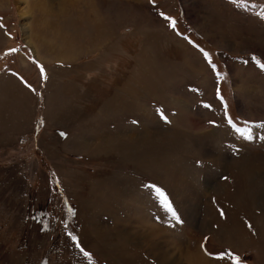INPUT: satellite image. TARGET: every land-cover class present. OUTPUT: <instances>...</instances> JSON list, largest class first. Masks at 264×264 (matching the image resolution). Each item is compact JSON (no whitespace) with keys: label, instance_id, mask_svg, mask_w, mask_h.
Instances as JSON below:
<instances>
[{"label":"rangeland","instance_id":"374dc122","mask_svg":"<svg viewBox=\"0 0 264 264\" xmlns=\"http://www.w3.org/2000/svg\"><path fill=\"white\" fill-rule=\"evenodd\" d=\"M37 1L0 0V264H264V0Z\"/></svg>","mask_w":264,"mask_h":264},{"label":"snow or ice","instance_id":"6c2138e0","mask_svg":"<svg viewBox=\"0 0 264 264\" xmlns=\"http://www.w3.org/2000/svg\"><path fill=\"white\" fill-rule=\"evenodd\" d=\"M162 15H163V13H162ZM165 18L170 20V21H172L173 27H175V21H174V19L172 17H165ZM10 51L14 52V51H18V49H11ZM201 51H203V49H201ZM204 55L208 58L209 63H211L210 55L207 52H205ZM254 59H255V57H254ZM256 62H257V64H259V66L261 68H264V62H261L260 60H257ZM212 67H213V69H215L216 66L213 64ZM41 71L43 72V67L42 66H41ZM165 119H166V117H165ZM228 122L232 123V120H231L230 117H229V121ZM262 126H264V125H262ZM61 135H66V134L65 133H61ZM247 139L251 140L252 136L248 135ZM262 139H264V137H262ZM152 187H154L156 192H157V194L160 197L163 198L162 202L164 203V205L168 209V211L172 213L173 217H175L177 220H179V216L177 215L176 211L173 209L171 203L168 201L167 196L165 195L163 190L158 188V187H156L155 185H152ZM69 235H71V234H69ZM72 239L76 240L77 238L73 236ZM77 246H79V245H77ZM229 254H231V253H229ZM85 255H89L90 256V253H85ZM221 258H223V254H221ZM233 258L236 261V264H240V257L238 255H234Z\"/></svg>","mask_w":264,"mask_h":264},{"label":"bare ground","instance_id":"6f19581e","mask_svg":"<svg viewBox=\"0 0 264 264\" xmlns=\"http://www.w3.org/2000/svg\"><path fill=\"white\" fill-rule=\"evenodd\" d=\"M17 1H23V2H26V0H17ZM55 0H38L37 2L35 3H30L29 5H25L24 7L22 6L20 8V14L21 15H25L26 12H29L30 10H32L31 8L33 7V9H37L36 11L40 12L41 9L43 8L44 11L46 12H50V11H53V2ZM62 0H58V3H61ZM47 4H49L47 6ZM44 21V19L41 20V22ZM25 28V27H24ZM32 32V30L30 31ZM31 35V34H30ZM54 35V34H53ZM57 35H59V32L57 31V34H56V37ZM28 42V41H27ZM29 42H30V39H29ZM66 43H68V40H64L62 41L59 45H58V48H62ZM63 58V57H62ZM189 258V257H188Z\"/></svg>","mask_w":264,"mask_h":264},{"label":"crops","instance_id":"0c3cea01","mask_svg":"<svg viewBox=\"0 0 264 264\" xmlns=\"http://www.w3.org/2000/svg\"><path fill=\"white\" fill-rule=\"evenodd\" d=\"M5 73L9 74L8 72H6V70H5ZM12 78H13V76H12Z\"/></svg>","mask_w":264,"mask_h":264}]
</instances>
